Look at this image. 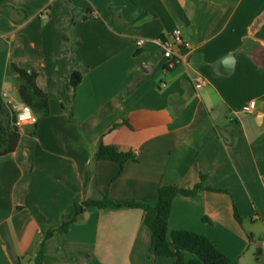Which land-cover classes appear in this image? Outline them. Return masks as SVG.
<instances>
[{"label":"crops","instance_id":"1","mask_svg":"<svg viewBox=\"0 0 264 264\" xmlns=\"http://www.w3.org/2000/svg\"><path fill=\"white\" fill-rule=\"evenodd\" d=\"M175 30L188 58L168 70L159 40ZM14 64L38 73L50 102L0 157V264H34L45 233L76 205L155 206L162 187L200 184L175 199L170 232L205 236L230 264H264V0H0V96L10 85L19 102ZM102 144L131 159L95 160ZM144 217L90 207L45 241L44 255L49 264H173L150 255Z\"/></svg>","mask_w":264,"mask_h":264},{"label":"trees","instance_id":"2","mask_svg":"<svg viewBox=\"0 0 264 264\" xmlns=\"http://www.w3.org/2000/svg\"><path fill=\"white\" fill-rule=\"evenodd\" d=\"M132 1L135 2L136 0ZM13 68L18 75L16 85L21 101L32 107L39 116H48L50 96L38 87V73L22 69L15 64ZM81 81V74L73 72L71 83L74 89L78 88ZM20 134L21 131L15 126L14 113L0 96V157L9 156L16 151ZM130 159V155L119 152L115 147L103 144L95 156L97 161H113L121 166ZM203 179L204 177H202ZM202 190H204V187L201 184L193 190H184L175 186L162 187L159 189L158 202L155 206L140 202L115 203L109 199L102 201L89 200L82 205H76V211L71 221L45 233L44 241L34 264H49L48 258L43 251L45 241L50 239L55 233L67 234L70 227L78 223L79 217L90 207L99 210H143L145 214L144 224L151 231L149 252L155 258H170L173 260V264H230V259L205 236L186 230L170 232L169 219L175 199L178 196L193 197ZM236 218L241 222L239 215H236ZM187 253L193 255L195 259L187 261Z\"/></svg>","mask_w":264,"mask_h":264},{"label":"built area","instance_id":"3","mask_svg":"<svg viewBox=\"0 0 264 264\" xmlns=\"http://www.w3.org/2000/svg\"><path fill=\"white\" fill-rule=\"evenodd\" d=\"M139 46L145 44V40H139L137 42ZM159 44L161 49L163 50V57L167 60V69L173 70L179 65L185 64L188 58V55L185 51V43L183 39V34L181 30H175L170 35H168L165 39L159 40ZM196 84L198 87L205 86L206 82L198 78L196 79ZM11 86H7L6 90L2 94V99L7 101L8 107L12 110L15 115V126L21 132L27 126H36L39 121V115L30 107L22 101L16 102L11 99L10 95ZM27 106L31 110V117H34L35 120L32 122L29 119L27 122L19 121L18 117L24 113V108ZM256 110V102L252 101L248 105L243 108V112L245 114H252Z\"/></svg>","mask_w":264,"mask_h":264},{"label":"clouds","instance_id":"4","mask_svg":"<svg viewBox=\"0 0 264 264\" xmlns=\"http://www.w3.org/2000/svg\"><path fill=\"white\" fill-rule=\"evenodd\" d=\"M29 119L32 120V122H34L35 118L34 117H31V110L25 106L24 108V113L21 114L19 117H18V120L19 121H23V122H27Z\"/></svg>","mask_w":264,"mask_h":264},{"label":"water","instance_id":"5","mask_svg":"<svg viewBox=\"0 0 264 264\" xmlns=\"http://www.w3.org/2000/svg\"><path fill=\"white\" fill-rule=\"evenodd\" d=\"M230 62L233 63L232 62V58H227L224 63H230ZM227 137H228V139H230V135L229 134H227ZM258 246H260V245H258ZM261 252H262L261 249H259L258 253L260 254Z\"/></svg>","mask_w":264,"mask_h":264}]
</instances>
